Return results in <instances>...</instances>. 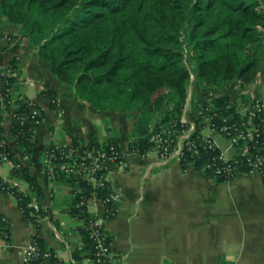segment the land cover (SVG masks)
<instances>
[{
	"label": "trees",
	"instance_id": "obj_1",
	"mask_svg": "<svg viewBox=\"0 0 264 264\" xmlns=\"http://www.w3.org/2000/svg\"><path fill=\"white\" fill-rule=\"evenodd\" d=\"M3 17L17 25L19 33L7 34L0 25V53L8 46L4 39H26L48 63L50 73L81 101L134 119L128 138L131 152L150 151L152 126H168L181 117L192 75L193 86L197 81L204 91L213 90L216 106L227 114L237 110L227 107L231 97L223 94L230 82L246 86L264 74V0H0ZM17 49L18 45L8 65L0 68V91L7 93L5 100L14 99L18 105L15 116L25 117L21 122L14 118L12 131L15 146L30 158L40 128L30 115L38 111L44 119V111L19 90ZM42 94L59 116V94L49 81ZM197 98L193 94L192 101ZM8 106L0 109V139L5 140L0 154L7 153L13 161L9 178L27 181L30 189L19 191L0 174V193L14 192L24 218L36 228L33 240L49 253V264H60L59 254L40 238V224L30 215L34 198L41 205L40 216H49V211L42 204L44 194L36 176L8 144L2 124ZM100 144L122 148L115 131L103 142L95 138L92 145ZM215 153L217 148L200 155L187 153L186 161L202 170L203 159ZM85 189L87 194L108 191L100 185ZM73 201L72 213L77 216L80 211ZM0 223V234L8 240L10 232L1 219ZM80 230L90 247L87 231ZM219 264L232 263L221 260Z\"/></svg>",
	"mask_w": 264,
	"mask_h": 264
},
{
	"label": "crops",
	"instance_id": "obj_2",
	"mask_svg": "<svg viewBox=\"0 0 264 264\" xmlns=\"http://www.w3.org/2000/svg\"><path fill=\"white\" fill-rule=\"evenodd\" d=\"M0 25L7 34L17 35L19 27L5 17ZM0 53V68L8 65L18 45L21 70L19 90L25 98L38 104L44 120L37 131V145L30 158L15 146L12 131L13 107L3 117L9 146L22 163L36 176L44 194L42 204L49 211L38 227L47 247L56 250L61 264L77 255L80 264H90V247L81 233V220L72 213L74 185L64 179L46 180L42 173V151L55 141L73 139L83 145L103 142L112 131L128 150L125 122L114 111H100L75 96L70 86L60 83L49 71L48 63L37 54L28 40L14 39ZM45 81L58 92L60 116L50 99L42 94ZM108 129V134L102 126ZM208 130V129H206ZM210 134L220 148L229 151V141L220 134ZM0 163L4 176L10 177L12 164ZM112 176L120 189L117 211L106 227L113 240L114 252L121 264H264V176L259 172L240 173L230 180H217L196 166L176 161L162 162L155 152L145 157L129 152L125 170L114 168ZM28 191L29 184L22 180ZM102 206L93 205L91 212ZM0 216L8 222L10 236L0 246V264H26L23 249L36 232L24 218L16 200L0 194ZM55 227L63 231L57 237ZM3 237L0 234V242ZM77 258V257H76Z\"/></svg>",
	"mask_w": 264,
	"mask_h": 264
},
{
	"label": "built area",
	"instance_id": "obj_3",
	"mask_svg": "<svg viewBox=\"0 0 264 264\" xmlns=\"http://www.w3.org/2000/svg\"><path fill=\"white\" fill-rule=\"evenodd\" d=\"M192 83L181 117L168 126L151 128L148 137L152 147L148 152H155L164 163L176 161L180 164L187 163L189 166L191 163L186 161L187 153L200 155L217 148V153L203 159L202 170L208 176L217 180H230L240 173L259 172L264 176V85L259 83L243 86L238 81L230 82L223 94L227 93L231 97L227 107L236 106L237 110L224 114L216 106L214 91L209 92L211 89L205 91L204 96L197 98L194 103ZM6 96L7 93L0 91V109L8 103L5 112L13 107V121L16 117V122H21L25 117L15 116L18 105L14 99L5 100ZM30 117L40 126L44 120L38 111H33ZM206 129L226 137L229 141V151L222 150L214 137L205 133ZM4 143L5 140L0 139V145ZM129 152V147L125 150L114 144L109 147H105V144L83 145L73 139L55 141L42 151V173L45 178H71L70 183L75 187L74 206L80 211L77 217L91 242L90 264H121L120 255L114 252L113 240L108 233L106 222L115 215L120 197V189L113 179L112 171L114 168L126 169ZM148 152L138 153L136 150L133 153L145 157ZM0 163L13 164V161L7 153L2 152ZM0 174L4 176L1 168ZM4 177L5 181L11 182L17 190L26 191L20 180ZM99 185L107 187V194L96 190L86 193L85 186ZM8 194L15 196L13 191ZM97 203L102 206L101 212H91L90 208ZM111 204L115 205L114 208H111ZM30 205L33 206L30 215L38 224L49 219L48 216L39 215L41 205L35 198ZM84 214L89 216L82 217ZM0 219L8 229L7 220L2 216ZM55 234L62 237L63 231L55 227ZM33 235L23 249L26 264H31L29 260L32 259L36 260V264H49V253L42 251L33 240ZM4 236L0 242L2 247L8 244L6 235ZM67 264L80 263L75 256H71Z\"/></svg>",
	"mask_w": 264,
	"mask_h": 264
},
{
	"label": "rangeland",
	"instance_id": "obj_4",
	"mask_svg": "<svg viewBox=\"0 0 264 264\" xmlns=\"http://www.w3.org/2000/svg\"><path fill=\"white\" fill-rule=\"evenodd\" d=\"M191 81H192V79H191ZM190 81V82H191ZM259 83H263V85H264V74H261V75H259L256 79H253V81L250 83L251 85H253V84H259ZM191 84V83H190ZM191 86V85H190ZM192 87H193V90H194V94L198 97V98H201V96L205 93V91H208L209 89H207V90H203V89H201V87H200V85L198 84V82L196 81V83H195V85L193 86V83H192ZM264 89V88H263ZM212 90H209V92H211ZM203 92V93H202ZM264 93V92H263ZM121 117H122V119H123V121L125 122V128L123 127V130H125L126 131V133H125V137L126 138H129V136H130V134H131V130H132V125H133V122H134V119H129V118H127L126 116H124V115H121ZM105 126V124L102 126V129H103V131L104 132H106V134H108L107 132H108V129L106 128V127H104ZM152 128H154L153 126H152ZM206 132H208V130H206ZM109 135H111V134H109ZM128 141V146H129V139L127 140ZM81 144V143H80ZM8 163H4V167L5 168H8Z\"/></svg>",
	"mask_w": 264,
	"mask_h": 264
}]
</instances>
